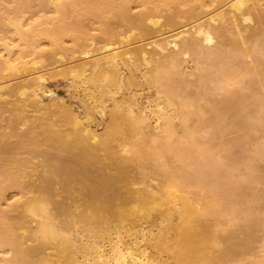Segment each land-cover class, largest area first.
I'll use <instances>...</instances> for the list:
<instances>
[{
    "label": "bare ground",
    "instance_id": "1",
    "mask_svg": "<svg viewBox=\"0 0 264 264\" xmlns=\"http://www.w3.org/2000/svg\"><path fill=\"white\" fill-rule=\"evenodd\" d=\"M26 1L19 0V6L27 5ZM77 1L98 19L100 35L106 41L104 55L70 69L69 77L88 96L79 98L82 110L56 90H45L44 73L0 85V196L11 188L21 193L11 207L14 213L0 215V247L11 251L1 260L4 264H233L241 262L240 255H233L240 252L251 264H264V0H150L151 5L137 12L132 11L131 0H71L60 1L59 6ZM174 1L193 4L181 10L172 7ZM216 1L224 4L215 10ZM53 24L44 31L51 38L50 49L39 48L29 39L31 33L21 32L31 43L16 57L10 52L0 55V70L16 68L19 72L22 67L30 72L44 64H37V56L55 59L65 48L63 35L68 30L63 18ZM17 27L20 32L21 24ZM71 33L72 53L89 57L96 38L80 29ZM137 40L144 42H138L141 46L134 49V55L108 53L118 41L130 46ZM118 55H122L121 61ZM188 62L195 64L194 70L189 71ZM126 70L131 72L129 77ZM136 72H141L136 90L130 91L128 99L118 100V94L128 89L127 79H135ZM148 84L157 87L158 101L143 100ZM193 84L205 94H226L214 101V123L221 134L231 128L244 129L232 141L247 153L248 177L235 179L228 173L223 181L215 180L212 190L197 187L202 182L193 177L197 172L188 169L196 166L192 162L195 153L202 159L201 166L214 175L223 162L220 152L203 146L190 129V114L202 117L200 98L187 91ZM108 100L114 103L109 112ZM170 106L180 112L179 117L171 113ZM247 108L252 121L245 117ZM92 110L102 118L109 116L103 131L90 119ZM229 119L227 126L224 122ZM5 120L8 130L3 128ZM130 140H166L168 150L178 154L172 162L151 167L150 185L134 188L133 168L128 164L132 157L126 156L127 160L117 152L130 153L131 146L141 154L153 152L139 149L135 142L125 146ZM164 156L168 157L164 154L159 161ZM242 158L244 154L237 150L236 156L229 157V165L225 164L230 168ZM222 195L233 205L235 216L244 214L237 231L215 228L223 223L217 219L222 215L221 202L229 203L220 199ZM143 220L150 225H143ZM57 221L63 226L57 227ZM80 223L94 235L100 233L109 247L82 245L66 230ZM238 231L244 233L242 240L227 243Z\"/></svg>",
    "mask_w": 264,
    "mask_h": 264
},
{
    "label": "rangeland",
    "instance_id": "2",
    "mask_svg": "<svg viewBox=\"0 0 264 264\" xmlns=\"http://www.w3.org/2000/svg\"><path fill=\"white\" fill-rule=\"evenodd\" d=\"M60 1H62V2L64 1V3H68L71 0H27L26 2H28V4L25 5V6H19V0H0V55L4 54L5 56H7V54L9 55V52H10L13 57H16V56L20 55L21 49L24 48V46L27 45L28 43H31V41L34 42L35 44H37L39 48H42L44 50L45 49H50L52 47V41H51L50 37L44 35V31L52 29L54 27L53 23L55 21H57L58 19H61V18L64 19L65 30H68V32H66L63 35V43L65 45V46L64 45L63 46L65 48H63L64 50H62L63 52L61 51V52H59L57 54V56L59 58H61L62 61L59 60V58L57 56H56L57 58L55 57V59H52V61H51V60L47 59V57H45L46 56L45 54H43V55H40V57L37 56L36 57L37 59H35V60H37V62L38 61H43L44 64L42 63L43 64V65L41 64L42 66L40 65L37 68H34V69L30 70V72L28 71L29 73L26 72V71L24 72V69L22 67L18 68L20 70L19 72H16V68L12 69L13 71L15 70V73L11 69L7 70L9 68H7V69L6 68L5 69L1 68V70H0L1 78L2 77H4V78H2V79L0 78V85H6V84L7 85H12V84L20 83V82L25 81V80H27L29 78L35 77L38 74H43L44 73L45 77L47 78V84H46L47 86L44 88L45 90H48V89L56 90L58 93L66 96V98L69 100V102H71L73 105H75L79 110H82L83 106H82V102L80 101L79 98H81V97L82 98L83 97L88 98V96H84V93H82L83 92V90H82L83 88L81 86L78 87L79 84L76 85V83H74L73 80L69 77L70 76V69L73 66L78 65L79 63L81 64V63H83V62H85V61H87L89 59L96 58V57H99L101 55H104V54H102L103 53L102 52L103 51L102 47L106 46L105 45L106 41L104 39V41H105V43H104L103 37L100 35V26H101L100 22L98 21L97 18L92 16V13L87 11L86 7H84L81 3L79 4V2L77 1L73 5L72 4H70V5L66 4V5H63L62 8H61V6H59V2ZM141 2H144V4H141ZM191 4H193L192 1H187V2H184V3H179L178 1H174V2L171 3L172 7H177L178 6V7H180L181 10L188 9ZM223 4H224V2L216 1L214 3L213 7L216 10ZM149 5H151V1L150 0H131V9L134 12H137L142 7L149 6ZM18 24H21L20 32L18 31L19 28L17 27ZM75 29H80V30L85 31L88 35L91 36V39L93 37L96 38L95 39L96 40L95 45H92V49L93 50L91 49L92 52L90 53L89 57H86L83 54V52H82V54H81V52L80 53H76V54L72 53L73 52V46L72 45L74 44V38L72 36L71 31L75 30ZM21 32L22 33H25V32L26 33H31L32 37L29 38L31 41L30 42L26 41V39L23 38L24 34H21ZM138 42L140 44V42L143 43L144 40L133 41L132 44H130V46L125 44L124 42H123L124 43L123 44V43H121V41H118L117 43H115V45H113L112 51H110L108 53H112L114 51L117 52L118 54H122V53H125V52H130L131 54L134 55L135 54L134 52H136L135 50L138 48V46H141V45H138ZM103 45H105V46H103ZM129 47H130V50H132V51H129ZM69 48H71V49H69ZM125 48H127V49H125ZM10 49L12 50V52H11ZM65 50H66L67 54H65V52H64ZM69 53L71 55L72 54L73 55L71 56ZM63 55H64V58H63ZM42 56L44 57V59L46 61L43 60ZM65 57H66V59H65ZM84 57H86V58H84ZM121 57H122V55H118V57H116V58L119 61H121ZM73 58L75 59V61H74ZM67 59H68V61H67ZM39 63H41V62H38L37 64L39 65ZM37 64H36V66H37ZM45 64L46 65L48 64L49 67L46 66ZM186 66L189 67L188 68L189 71H192V70L195 69V64L193 62H191V63L188 62L186 64ZM121 67H122V69L125 70V66L123 65V63H121ZM37 69H39L40 71L37 70ZM33 70H35V71H33ZM63 70H64V72H63ZM7 71L9 73V76H8V73H6ZM60 72H62L63 74L60 73ZM66 72H68V73H66ZM3 73H6L7 75L3 74ZM124 74L126 75V77H129V75H131V72H128L126 70V71H124ZM139 74L141 75V72H136L135 79H133V78H131V79L128 78L127 79L126 87L128 89L125 90V91H122V92H120L118 94V96H117V98H119L118 100L128 99L130 91L131 90H134V91L136 90V87H137L136 86V81H137L138 78H140ZM59 79H60V81H59ZM5 80H7V81H5ZM133 80H135V81H133ZM49 81H51V83H49ZM72 84H73V86H72ZM74 85H76V86H74ZM151 86H150V84H148L146 86V90H145V93L143 95L144 96L143 97L144 101L147 98H150V99L158 101V96L159 95H158V92H156V91H158L157 87L153 86V85H151ZM74 87H76V88H74ZM187 91L189 93H191L192 95H195V96L200 98L201 114H202V117H199L198 113H195V112L190 114V116H191L190 120H189V122H190L189 126H191L190 129H192V130H194L196 132V136L198 138V141L200 143L204 144L203 146H210V147L214 148L216 152L219 151L221 156H222V162H223L222 165H221V168H219V170H218L219 172L216 175H214V174H212L213 172L211 171V169L208 168V170H207L206 168H203L201 166V160L202 159H201V157L199 155L197 156V154L195 153L193 155L192 162L193 163L196 162L195 163L196 166L194 165L196 168L195 167H191V168H188V169L191 171V172L189 171L190 173L197 172V173H194L193 177L194 176L196 178L198 177L197 179H200V183L202 182V184H203V185L200 184L197 187L201 188L203 186V187H205L208 190H209V188H210V190H212L211 189V188H213L212 186L215 187L216 186L215 183H217L218 181H220V182L223 181L222 179H224V177H227L226 175L228 173H229V175H232L230 177H233L235 179L240 178L241 175H242V177L243 176L244 177L245 176L248 177L250 175V173H248V172H250V171H248L249 170L248 167L246 168L245 167L246 165H244L246 163V161L248 162V159L245 158V155L247 153L242 151L239 147H236L234 145L233 141H232V140H235L236 138H238L239 136H241L242 135L241 133H244V129L243 128H241V129L240 128H231L230 132H227L226 134H221L219 132L220 128H216L217 126L214 123V119H215V116H216V113L213 110L214 101L216 99L217 100L221 99L226 94H224L222 91L207 92L205 94V93H203L204 89L202 87H199V86L195 85V84L190 85V87L187 89ZM153 96H155V97H153ZM86 98H85V100H88ZM162 100H165V98L164 99L162 98ZM107 104H108V108H109L108 112H109L110 108L112 106H114V103H113L112 100L111 101L108 100ZM164 104L167 105L166 103H164ZM80 107H81V109H80ZM170 109H171L170 110L171 113L175 114V116H177V117L180 116V112L177 111L176 109H174L173 106H170ZM174 111H175V113H174ZM82 113L85 114V116H88L87 112H82ZM6 115L9 116V112H6ZM89 115H90V119L92 118L91 120H93V123H94L95 127L99 128V130L103 131L105 129V127H106L105 125H107V122H108L107 120H108L109 116H106V118H102L94 110H92L89 113ZM245 117H246L247 120L252 121V112H251V110L249 108H247L245 110ZM199 118H201V119H199ZM178 122H179V120H178ZM2 123H3V126H4L3 128H6L7 121L5 120ZM230 123H231V119H229L227 122H224V124L227 125V126ZM6 130H8V129L6 128ZM242 130H243V132H241ZM208 131L217 132V134H215V136H214V133H213V136H211V134H209L210 132H208ZM238 131H240V132H238ZM230 133L232 134V136L228 135ZM236 134H237V136H236ZM222 137H223V139H222ZM170 140L172 142L174 141V139H170ZM218 140H220V141H218ZM225 140L228 141L229 143H227V145H222V143ZM160 141L161 140L153 141V143H151L152 140H147V141L139 140V142H138V140H134V141L130 140L129 142H125L124 143L125 146L127 144L135 145V143H137L138 146H136V147H138L139 149H143V150L147 149L148 151H150L152 149L151 152H153V154H151V155L141 154V150H137V152H136V148L135 147L133 148L132 146H131L132 149H130L131 150L130 153H123V151H118L120 153L117 152V156L118 157H125V159H127V160H129L128 158L132 157L131 160H129V162H128V164L131 165L130 167L133 168L131 170L129 169L130 172H132V174H133L132 177L134 179V180H132V181H134L133 185H131L132 187L138 188V187L141 186L142 188H144V187H146L145 186L146 184L150 185L152 183L151 182V178L153 177L152 176L153 174H152V171H151V167L153 165L157 164L158 162H163V163L166 162V161L167 162H170V161L172 162V161H174L176 159L178 151H176V150H170L169 151L168 150L169 148L167 146L168 142L166 140L161 141V142ZM133 142H135V143H133ZM153 144L155 146L157 144L156 147L159 148V149L161 148V149L160 150L156 149V147H154ZM163 147H164V149H163ZM148 148H150V149H148ZM155 149H156V151H155ZM147 150H145V151H147ZM237 150H239V152H242L244 154V158L240 159V161H238L237 164L231 165V167L229 168V166H228L229 165V163H228L229 162V157L230 156H233V157L236 156ZM138 152H140V153L138 154ZM154 153H158V154H154ZM164 154L168 155V157L166 158V156H164L163 159H161L159 161V159L162 158L161 156H163ZM137 155L140 157V159H139V157ZM154 155H155L156 158L153 157ZM157 155L159 156V158H157ZM172 155H174V156H172ZM126 156L128 158H126ZM194 156H195L196 160L194 159ZM102 157H103V159H105L107 161L109 160V162H110V159L106 158V157H108L107 155H106V157L104 155H102ZM39 158H41V157L39 156ZM39 158H35L34 161L38 162ZM197 159H198V161H197ZM199 159H201V160H199ZM134 160H135V163H133ZM131 161H132V163H130ZM225 163H228V165L225 164ZM132 164L134 165V167H133ZM138 165H139V167H138ZM224 165L230 170V172L227 169L225 170V168H224L225 166ZM191 166H193V165H191ZM222 166H224V167H222ZM198 167L201 168V169H199ZM192 168H194L195 171H193ZM202 168H203V170H202ZM222 168H224V169H222ZM114 170H116V169H114ZM198 171H201V172H198ZM233 174L235 176H233ZM239 174H240V176H239ZM144 176L146 177L145 180L140 181L139 179H143ZM137 177H139V178L136 179ZM217 179H218V181L215 182V180H217ZM202 180H204V181H202ZM143 181H144V183H143ZM20 196H21V193L16 188H11V189L7 190L5 192V194L0 196V215L3 214V212H8L9 214L14 213V211L11 210V207H12V205L15 203V201ZM222 196L223 197L225 196V198H223ZM222 196H221L222 198H220V199L221 200H225L228 203L229 200L226 198L227 196L226 195H222ZM222 202H224V201H222ZM222 202H221V206L223 205V208L221 207V210H222L223 217H221L222 216L221 215V216H218L217 219L218 218L222 219L221 221L224 224L223 223L219 224V225L215 224L216 225L215 228L217 227L221 231L220 227H222V230L224 228L231 227V228H233L234 230L237 231L238 228H239L237 226V223L239 222L238 220H241L243 218L244 214L243 213L241 214V212H239L240 215L238 214V215L235 216V214H233L234 213L233 205L230 204V202H229L228 206H227V204L225 202L223 204H222ZM206 205L207 204L205 203L204 206H206ZM229 205H230V207H229ZM226 208H228V209H226ZM230 211H231V214H230ZM226 212H227V214H226ZM228 219H230V220H228ZM223 220H226V221L224 222ZM143 221H144L143 225L144 224L147 225V226L150 225L149 222L145 223V220H143ZM228 221H229V223H228ZM114 223H115V221L113 222V224ZM55 224H56L57 227H62L63 226L62 223H60L58 221ZM221 225H223L224 227L221 226ZM66 230L69 233H72L73 236L75 234L76 235L75 239H77L78 241L82 242L81 243L82 245H86V244L93 245L94 244L96 246V244H99V245L103 244L106 248L109 247V242L107 241V239L103 238V236L102 237L99 236L100 233L98 235H94L93 233H91V230L89 229V227L84 225L83 223L73 224L70 227H68ZM235 234H236L235 237H233V236H229L228 237L229 239H232V240L227 239V243H234L235 244L236 240H239V239L242 240V238L244 236L243 232L238 231ZM93 236H94V238H93ZM88 239L89 240L91 239V240L89 241ZM94 240H96V241H94ZM234 244H232V245H234ZM237 251L238 250H236L235 252H237ZM237 253L238 254H236V253L234 254L233 253V255H235L237 257L240 255L241 262H239V263L234 262L233 264H241V263L245 264V262H248V259H250V258L247 259V257H244L242 254H240V252H237ZM9 255H11V251L9 250V248L0 247V264H4V262L1 260L2 256H9ZM233 255H231V256H233ZM243 257L246 258L247 261ZM249 263L251 264L250 260H249L248 264Z\"/></svg>",
    "mask_w": 264,
    "mask_h": 264
}]
</instances>
